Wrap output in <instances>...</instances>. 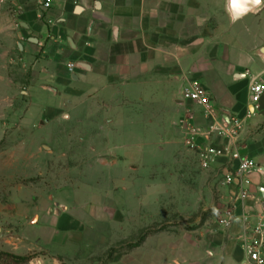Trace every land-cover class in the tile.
<instances>
[{"label":"crops","instance_id":"crops-1","mask_svg":"<svg viewBox=\"0 0 264 264\" xmlns=\"http://www.w3.org/2000/svg\"><path fill=\"white\" fill-rule=\"evenodd\" d=\"M42 1L13 0L17 22L11 12H0V67H11L16 49L23 67H44L70 118L94 124L81 134L130 135L135 121H159L158 130L171 136L166 145L174 167L188 169L196 150L187 143L192 135L202 148H220L229 142L224 112L243 121L232 142L258 166L249 175V197L238 199L237 183H225L239 160L214 157L200 175L201 194L217 203L218 216L212 226L185 235L184 251L169 264H251L245 245L264 213V94L256 110L250 95L254 80L264 82V0L237 21L228 0H51L49 8ZM69 63L77 65L72 73ZM194 83L211 95L212 111L184 99ZM95 120L103 124L97 128ZM111 142L104 138L103 147L92 150H103L112 170L127 161L126 173L136 171L137 158L114 153ZM139 193L137 199H144ZM228 206L238 219L225 228L218 218Z\"/></svg>","mask_w":264,"mask_h":264},{"label":"rangeland","instance_id":"rangeland-1","mask_svg":"<svg viewBox=\"0 0 264 264\" xmlns=\"http://www.w3.org/2000/svg\"><path fill=\"white\" fill-rule=\"evenodd\" d=\"M0 5L19 20L13 0ZM20 57L16 49L11 67H0V251L30 259L0 264H169L184 251L185 235L213 225L217 203L201 194L197 148L191 168L174 167L171 136L146 118L129 126L130 135L81 134L94 124L70 118L44 67H23ZM104 138L139 168L129 175L127 161L107 167L110 157L92 150ZM61 205L68 208L59 212Z\"/></svg>","mask_w":264,"mask_h":264},{"label":"built area","instance_id":"built-area-1","mask_svg":"<svg viewBox=\"0 0 264 264\" xmlns=\"http://www.w3.org/2000/svg\"><path fill=\"white\" fill-rule=\"evenodd\" d=\"M42 5L44 8L51 6V0H43ZM77 68L76 63H69L68 69L72 73ZM264 94V82L261 80H254L251 89V107L256 110L260 107V101ZM183 97L186 100H191L203 106L207 111H212V97L209 92L199 83H194L190 87L184 89ZM251 114V111H248ZM243 128V121L239 118L233 117L229 125L224 129V134L228 138V144L220 148H202L197 143L195 135L188 139V144L198 149L201 166L203 169L210 167L214 157L226 155L235 160H239L238 167L227 174L225 183H237L238 193L237 198L244 200L249 197V175L252 171L258 168L254 160L242 157L240 151L234 146L233 138H237L241 129ZM238 216L235 209L228 206L218 218V223L222 227H230ZM255 236L245 245V250L248 254L251 264H264L263 248H264V213L260 215L257 223L253 227Z\"/></svg>","mask_w":264,"mask_h":264},{"label":"water","instance_id":"water-1","mask_svg":"<svg viewBox=\"0 0 264 264\" xmlns=\"http://www.w3.org/2000/svg\"><path fill=\"white\" fill-rule=\"evenodd\" d=\"M261 5V0H228V9L231 13L232 20L237 21L241 19L257 7ZM80 9V8H79ZM78 9V10H79ZM22 26L25 28H29L26 23H22ZM225 118H223V123L225 126H228L231 121V116L229 111H225ZM260 173L264 176V167L259 169ZM261 193L263 194L264 199V190L261 189Z\"/></svg>","mask_w":264,"mask_h":264},{"label":"trees","instance_id":"trees-1","mask_svg":"<svg viewBox=\"0 0 264 264\" xmlns=\"http://www.w3.org/2000/svg\"><path fill=\"white\" fill-rule=\"evenodd\" d=\"M145 238L146 236L142 235L138 243L135 244L134 247H137L142 242H144ZM4 259H10V260L21 262V261H29L30 257L26 255H17V254H13L10 252L0 251V260H4Z\"/></svg>","mask_w":264,"mask_h":264}]
</instances>
